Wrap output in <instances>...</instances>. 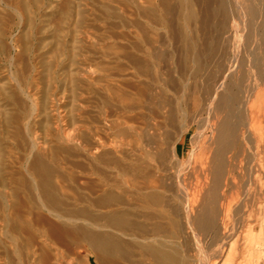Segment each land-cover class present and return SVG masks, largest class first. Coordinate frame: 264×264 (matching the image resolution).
Masks as SVG:
<instances>
[{
  "label": "bare ground",
  "instance_id": "1",
  "mask_svg": "<svg viewBox=\"0 0 264 264\" xmlns=\"http://www.w3.org/2000/svg\"><path fill=\"white\" fill-rule=\"evenodd\" d=\"M0 264H264V0H0Z\"/></svg>",
  "mask_w": 264,
  "mask_h": 264
},
{
  "label": "rangeland",
  "instance_id": "2",
  "mask_svg": "<svg viewBox=\"0 0 264 264\" xmlns=\"http://www.w3.org/2000/svg\"><path fill=\"white\" fill-rule=\"evenodd\" d=\"M230 1H232V0H230ZM97 52H99V48H97ZM100 53V52H99ZM87 55H88V59H89V62H90V64H93L92 62H91V60H93L94 61V64L92 65L93 66V69H95L96 68V66H97V62H98V60H97V58H98V56H99V54L97 53L96 55H94L92 52H88L87 53ZM10 68L8 67V64H7V62L6 61H4V62H2V71H1V75L4 77V79H11V80H13L12 78H11V75H10ZM14 82V81H13ZM98 86V85H97ZM96 86V87H97ZM87 98H88V96H86V95H84L83 96V99L86 101L87 100ZM43 131L41 130V129H39V130H37V134H40V135H42L43 133H42ZM189 137H190V134H188L187 135V145L185 146V149H187L188 148V139H189ZM260 219H261V217H259V221H260ZM261 224V222H259V225ZM256 234H258V232L256 231L255 233H254V235H256Z\"/></svg>",
  "mask_w": 264,
  "mask_h": 264
}]
</instances>
